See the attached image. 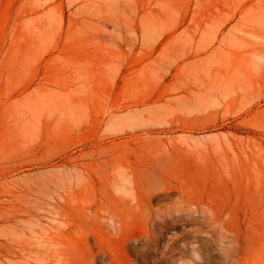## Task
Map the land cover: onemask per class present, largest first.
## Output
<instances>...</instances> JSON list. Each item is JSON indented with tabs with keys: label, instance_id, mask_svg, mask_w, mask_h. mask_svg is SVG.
Returning a JSON list of instances; mask_svg holds the SVG:
<instances>
[{
	"label": "rangeland",
	"instance_id": "374dc122",
	"mask_svg": "<svg viewBox=\"0 0 264 264\" xmlns=\"http://www.w3.org/2000/svg\"><path fill=\"white\" fill-rule=\"evenodd\" d=\"M0 264H264V0H0Z\"/></svg>",
	"mask_w": 264,
	"mask_h": 264
},
{
	"label": "bare ground",
	"instance_id": "6f19581e",
	"mask_svg": "<svg viewBox=\"0 0 264 264\" xmlns=\"http://www.w3.org/2000/svg\"><path fill=\"white\" fill-rule=\"evenodd\" d=\"M39 234V233H38ZM249 239V238H248ZM250 240V239H249ZM44 243V242H43ZM31 250V249H30ZM34 251V249H32ZM29 253V252H28ZM141 255V254H140ZM34 256V255H33Z\"/></svg>",
	"mask_w": 264,
	"mask_h": 264
}]
</instances>
